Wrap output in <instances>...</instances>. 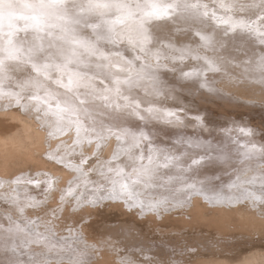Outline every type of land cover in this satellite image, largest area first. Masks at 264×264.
I'll return each instance as SVG.
<instances>
[{
  "label": "rangeland",
  "instance_id": "obj_1",
  "mask_svg": "<svg viewBox=\"0 0 264 264\" xmlns=\"http://www.w3.org/2000/svg\"><path fill=\"white\" fill-rule=\"evenodd\" d=\"M15 1L25 3L27 0ZM155 1L156 0H151V3L150 0H136V2H132V4H129V7L134 8V12H130L128 7L129 15H123L119 12H113L111 15H108V13L106 19L111 22V25L116 24L115 21L117 20L120 21L118 23L120 25L116 29H113L110 25L112 32L108 37L104 36V32L106 30L105 25L101 24L100 21L93 15L84 14L82 16L76 15L75 17L68 15L66 20L56 21L62 27L68 29L64 40L55 39L56 36L62 34L59 29H56L53 31L52 38H46L43 41L45 45H47L49 39H52L54 40L55 48L59 49L67 44L68 40L78 39L84 41L89 50L86 51L85 48L74 45L78 47V50L75 52L79 60L78 64L75 66L79 71L80 76L79 83L76 86L74 85L72 92L62 88L60 83H57L59 80L61 83L66 84L67 82H64L63 74L68 76L70 71H65L64 73L49 71L46 74V77L44 76L45 78L39 77L35 78L31 82H28L29 86L35 87V96L49 99V102H53L55 105L60 104L61 107H65V102H68V104L75 109V114L71 115L67 113V115L71 116V118L76 117V120L80 122H82L80 117L91 119L89 116H94L95 118L100 119V116L106 119H100L106 124L97 132L92 126H90L88 130L96 132L90 135L96 136L95 138L86 140L83 143V145H85L91 141V143L95 145L92 154H89L86 150H83L82 152L78 151L80 154L77 152L74 153L79 157L82 155L90 158L93 163H87L84 165V160H82V163L80 164V168L85 166L82 178L89 183H85L82 186L72 185L71 187V179L65 178L64 173L67 176L70 175V169L67 165H71L74 162L73 159H68L73 154L65 155L66 150H64L63 153L62 149H65L69 145H71L70 147L72 148L73 143L69 145L68 143H65L63 147H60L61 149H57V147H55L54 150L52 149L46 151L48 149V145L46 146L44 143L49 139V137H43V140L41 139V141L44 142V146L39 148V145L35 143L37 135L33 132L34 128L32 129L31 124H29L31 122L30 118L28 119L26 116H23L24 118H27L26 122V119H15L12 116L5 117V120L3 117H0V128H2L0 129V135L2 137L6 134V139L10 136L14 138V134H19V138L16 137V139H14L15 142L18 141V144L16 143L17 145L15 146L17 147L15 148L17 153L13 150L14 153H7L5 156L1 152L0 170L1 165L4 163V156L6 160L9 161L8 163H10L8 164L10 167L7 166L9 169L14 166L26 170L24 172L13 174L12 172L16 169L13 168L11 171L13 174L12 176H0V206L3 201L7 203L5 213L0 214V264H12V258L9 256L10 254L7 253V251H10V253L13 254L11 252L12 244H10L8 240H11L13 243H15V241L20 242L19 244L15 243V250H19H16V252L18 251V256L15 254L14 256H17L18 258L22 257V255L28 251L26 250L27 244L29 245V250H33L35 248V244H38L35 242L43 241L41 242L43 246L39 243L40 248H43L46 243L44 241H51L46 234L55 235V231L52 232L53 228H49L52 226H47L52 225L53 222L51 221L53 220L57 221L59 225H56L59 229H61V231L64 228L63 232H65V234H62L61 231L58 230L60 235L71 237V232H73V234H76V236H72L75 241L76 238H78L77 234L80 232L77 230L78 233H76L75 229H80L83 224L90 223H94L96 231L94 232L91 230L89 235H93V232L95 235L99 233V236H105L106 240L109 239V233L107 231L116 227V229H119V233H127V235L131 237L134 236L139 240L140 244L143 245L144 238L150 235L144 228L146 226L153 227L155 223L160 224L162 229L166 230L163 234L157 233L158 238H161L163 242L166 241H164L163 237L171 238L167 239L166 242H168V240L174 241L180 237L179 242H176L178 246L176 249L179 248L180 252H175V247L164 246L163 244H156V246H151L150 248L138 247L136 250V257L138 259L144 256V252H155L157 247L164 250V253L162 254L161 251L160 254H150L147 257H143L145 260H142L141 263L136 264H243L248 262L247 257H252L256 264H264V227H259L257 225H240L235 222L227 221L228 230H225L221 234H219V231L213 227L214 225H210L207 222H198L194 226L188 225L184 228L180 227L182 222H191V216L195 213L200 211L219 212V210L223 208L222 203L214 202L211 204L210 201L208 202V200L205 199L204 195H202L200 199L196 198L194 196L196 192H205L204 194L207 197H212L213 195H224L227 200L237 197L242 200V206H252L254 202H257V207H255L256 209L253 207H251V209L255 212L260 211L262 213V216L257 215L256 217L264 218V198H262L264 197V149L263 147H260V144L261 146H264V100H255L254 103L251 102L245 105L241 103L237 107L226 106L227 109H233L237 113L235 115L228 113L224 114V110H222L223 108L220 107V110L218 107L219 101L222 100L221 98L228 96L226 91H222V87L224 86H222L221 89H217L221 81L216 82L210 75H208L209 72L211 73L209 65L203 64L201 61H194V58L199 57V54L189 52L192 45L203 47L202 42L204 41L201 40V33H197V30H195L196 33H191V30L194 27L197 28L201 26L204 30H210L211 27L226 30L233 24L239 29H241L239 25H243V30H248L249 25L246 21V15L241 13V11L245 12V10L238 9L227 2H220L217 0H170L167 5H175V8L169 9L170 15L166 18L182 23L177 31L170 32L169 34H166L161 30H136L134 32H129L130 30L125 28V25H123L124 23L122 22H126L128 18L143 15L142 12L144 10L148 11L149 6L152 5V3H155ZM185 5H195V8L185 7ZM14 7L15 6H12L10 9ZM160 8L162 9V7ZM205 13L206 15L214 16L218 22L204 21L206 24L203 26L199 22L190 23L189 21L183 20V18H191L195 14L200 15ZM221 17L222 19L223 17H226L225 19H228L229 23L223 24L222 21H224V19L222 21L219 20ZM146 19L152 18L146 17ZM76 21L79 22L77 23ZM235 21L237 22L235 23ZM91 25H96L95 30H93ZM23 27L24 25L14 26L16 30ZM12 31L13 29L9 26H0V47L6 46V42L9 39V36L6 34L11 33ZM44 35L45 34L41 33V36ZM161 36L167 37L163 39ZM204 37L209 38L207 35ZM11 39L15 44H17V46L25 47L26 44H23L22 42H31L32 34L31 32L16 31L14 35H11ZM153 40H157L156 43L159 44V47L161 48L164 45L167 46L166 51L168 56L161 51V57L162 59L172 60L178 66V70L180 72V76L178 78L172 76V74H177L176 69L174 71L170 69L171 66L174 65L168 62H162L160 59H151V63L150 59L141 53V50L137 45L127 44L134 41H148L149 43H152L150 41ZM95 43H99L102 48L99 49L96 47L94 45ZM252 44H254V46L258 45V51L262 49L261 53H264V44L260 41H256L254 43L252 42ZM91 51H94L95 55L90 54ZM238 54L241 55V52ZM122 55L127 56L136 62L137 66L143 70L142 72L144 77L138 82L139 84L120 83V91L118 94L113 91L115 85L110 92L95 93V90L90 87V83L87 80L89 76L87 72L96 70V63L99 61H101L108 70H113L120 65L117 63V58ZM246 60L254 63L257 61L256 57H249ZM88 64L89 66H87ZM72 68L73 64H70L68 69L71 70ZM160 73L161 75H159ZM185 73H190L191 75L186 76ZM3 75L4 73L0 70V82L4 83L3 86H0V91L9 92L11 95H14L11 90V86L6 84L3 80ZM134 75H137V73ZM193 76H197L198 81L191 83L190 79ZM113 80L116 81V78H113ZM5 85L10 87H6ZM143 85L154 91H158L159 89L167 90L164 86L172 85L179 89L180 95L174 97L170 101H168L166 97L154 98L151 91L143 94ZM226 89L227 93H230V96L232 97H234L237 93L240 94V92H235L232 88L226 87ZM89 92L95 93L97 96L108 95L110 101H115L121 106L119 109H116L114 105L113 107L105 108L103 107L101 101L87 96L86 93ZM125 97L127 98L126 100L124 99ZM244 97L247 98L246 96ZM8 98L9 96H5L0 93V101H3V104H6L7 106L9 105L7 102ZM130 98L137 99L138 101L131 100ZM79 100H84L83 106L79 104ZM125 104L130 107H124ZM137 105L139 106L138 115L133 114V110ZM16 108L19 107L17 106ZM161 110L165 111L163 112ZM170 113L173 115H169ZM140 117H142V119ZM233 118H235L237 122L234 121ZM13 119L15 122L12 121ZM154 124L157 126L155 127ZM173 124L180 126L178 127V130L170 133L166 126L168 125V127H170ZM231 129L237 130L235 135H238V133L240 134L237 139H232V137L226 133ZM241 129H244L247 134H242L240 131ZM109 131L120 134V139L127 142V145L123 147L124 154L126 155L129 153L134 159L132 164L135 165V167L130 169L129 174L121 171H114L120 175L118 178L124 179L129 176L131 179L134 178L135 181L140 179L138 183L141 185H146L151 180H155L154 182L159 181L161 184L157 187L163 186L164 189L156 188L155 186L150 189L152 192L156 191L157 193L149 192V197L147 198L148 203H142L143 206H152V210L150 212L143 211L141 204H136V206L130 205V202L136 201H128L124 206L117 208L115 207L117 201H108L104 198L107 197V195H105L102 191L107 188V193H111L113 189L108 185L114 184L117 181H114V178L112 177L114 173L109 174L110 172L108 168L104 170V174H108V179L109 176L112 177L110 182L107 180L105 175L101 177L100 174L96 175L95 167L101 162V156L98 154H101V152L103 153V157L105 158L103 162L106 164L113 161L115 157H118L120 152V148H118V141L115 143L117 146L115 145L113 149L109 142L112 138H117L118 135L113 134L109 136ZM1 132L5 134H2ZM141 133H143V135H141ZM26 134L31 138L34 137V135L36 137L31 140L26 137ZM32 134L34 135L31 136ZM23 136L25 137L23 138ZM145 137H147V139H145ZM44 138L47 140H44ZM176 139H180L181 142H184L185 146H178L176 144ZM243 139H248L251 142L246 145L244 144ZM82 140L83 139L79 141ZM228 140H232V145H235V149L238 144H243V146L246 147L244 152H239V155L242 158L234 157L232 153H228L223 147L216 146L217 144L220 146L227 145ZM75 144H78V142ZM134 144L136 146H133ZM210 146H213L219 152L212 160L216 161V164L221 167V170L218 172H209L207 174V178L203 181L205 186L202 187L204 188L202 189L199 187L198 182L193 181V178L188 180L192 174L193 166L189 163V161H187V154L184 151H181L182 155L177 154V149L188 151L190 148H200L201 150L206 149L209 151L210 148L208 147ZM173 149L175 154L170 155ZM53 152H55V155H50ZM59 152L61 155L57 154ZM22 153L28 154L25 155ZM33 156H35V158L39 156V158L48 159L50 162L48 160L46 161H48L49 164L53 163L54 165H50V167L52 166L51 168L48 165L47 168L49 170L47 171L42 170L32 172L29 169H33L35 166H40L38 161L41 160V158H36L39 160H34ZM63 156L67 159L65 163L60 162ZM149 156H152L151 160L148 159ZM166 163L167 166L165 167L164 165ZM225 166L228 169H224ZM198 168L208 169V166H205L204 164ZM249 173L253 177H251L247 182L240 183V185L236 184L242 174L246 176ZM55 174H57V176ZM42 177H44L45 180H43ZM59 178L60 180H58ZM61 178L64 179L62 180ZM74 180L76 179L74 178ZM257 180H260L261 182H258ZM29 181L35 183H32L33 187H38L36 192L31 194L34 196L19 195L18 192L20 188L18 187L17 182H22L23 184L24 182ZM216 181L223 182L224 185H214L213 183ZM49 183L51 184V187H49ZM236 188L241 190L234 191ZM69 190L70 192L72 191L73 195L71 194V198L74 199L75 203L71 208L68 207V210L64 211L61 199L62 197H65ZM192 190L196 192L191 193ZM79 191L81 194L78 198H76L78 195L76 193ZM182 197L184 198L183 200L181 199ZM11 199H17L19 204H24L26 201L30 202V204H33L32 206H34V204L37 205V208L30 206L27 209L26 207H23L20 208L19 211H16L17 208H11ZM152 199L154 201H152ZM50 204H54V210H56L57 216L51 213V208L49 207ZM239 205L240 204H236V207ZM3 207L1 206L0 210ZM137 210H140L142 215H140ZM165 213L171 216V222L166 221L164 215ZM52 214L53 216L51 217ZM75 214L79 215L74 217L73 215ZM20 220L27 221L30 225H34L36 223L35 228H40H37V230L34 231H37L38 233L36 232L37 234L32 237L27 228H15V225H19ZM46 223L47 225H45ZM43 226L49 229L46 230L47 228ZM243 227H245V230ZM72 228L74 229L73 231H71ZM155 228L158 229L157 226H155ZM174 228H177L178 230L173 231ZM39 230L42 232H39ZM18 233L23 235L22 237L25 238H22L21 235L20 238L17 237L19 235ZM80 240H82V238ZM197 240L200 241V244L195 247V245H197L195 241ZM5 241L6 244H4ZM123 242H125V240H123ZM115 244L118 243L115 242ZM39 246L37 245L36 249H38ZM45 248L46 250L50 248L55 249V245L48 246V243L45 244V247L43 248L44 251H42V257L44 256ZM123 248L126 249L127 246H123L121 250L120 248L117 249L120 253L118 254V256L120 255V260L121 258H124L121 256V252H123L125 256L128 255V253H125L128 248L126 250ZM20 250L21 252L19 253ZM76 250L78 251V248H74L73 250L69 248L70 252H68V254L70 257L67 255L68 258L66 256H64V258L73 259L74 256L77 257V255H82L87 258L81 260V262L78 260L76 263L69 260L71 262L66 261L64 264L99 263L97 257H89L86 255L87 253L82 252L79 255V253H75L77 252ZM210 250H212V252ZM38 251L40 252V250L35 251L37 255L34 254V251L33 253L31 252L32 254L30 255V251H28V255L34 259V254L37 258H39L41 255L38 254ZM258 251L261 253V256L259 254L260 257L257 256ZM118 252L115 253V256H117ZM254 253L257 254L254 256ZM45 255L48 254L45 253ZM97 256L100 257L99 254ZM118 256L117 258L114 257L116 258L115 261H118ZM46 257L47 256H44L43 258L45 259ZM246 258L247 260L245 261L244 259ZM258 258L261 259H259L260 262L257 261ZM44 259L40 261H43ZM121 261L118 263L134 264V262L131 263L130 260L123 259Z\"/></svg>",
  "mask_w": 264,
  "mask_h": 264
},
{
  "label": "bare ground",
  "instance_id": "obj_2",
  "mask_svg": "<svg viewBox=\"0 0 264 264\" xmlns=\"http://www.w3.org/2000/svg\"><path fill=\"white\" fill-rule=\"evenodd\" d=\"M169 1L170 0H156L155 3H152V4H155L159 7L164 8L167 6V3ZM185 1H192V0H185ZM208 1H211V0H208ZM217 1L227 2L228 4L235 6L238 9H244L245 12L241 11V13L246 15V21L249 25V29L248 30H241V29L235 27L233 30H228V29L225 30V29H218V28L211 27L210 30H204L201 26H199L197 28L194 27L191 30V33L192 34L196 33L195 30H197L198 31L197 33H201L200 37H204L205 35L209 36V42L207 44H205V41L201 39L202 41H204V42H202L203 47H199L198 45H192L190 47L189 52L193 53V54H199V57H195L194 61H201V63L208 64L209 67L211 66V67H214L216 69L215 71L211 70V73L208 71L209 72L208 75H210L212 77V79L216 82L221 81V83L219 84L217 89H221V87L224 86V87H222L223 88L222 91H226V94L228 95L227 97L221 98L222 100L219 101L218 107H219V109H220V107L223 108L222 110H224V112L223 111L222 112L224 114L228 113L231 115H235L237 112L233 109H227L226 106L237 107L241 103H243L245 105V104H248L251 102L254 103L255 100H264V68L261 67L262 65H264V53H261L262 49L260 51H258V47H257L258 45L254 46V44H252V42L254 43L256 41H260L262 44H264V0H217ZM7 2H10L12 4V6H15V7L12 9H7V12L12 13V15L9 17V16L5 15V10L2 7V3H0V26H9L10 24L12 26H19V25H25V23H29L28 21H24V20L20 19L19 17L22 15H24V16L30 15L32 10H29V9L22 7V5L24 3H20L19 1L7 0ZM27 2H33V0H27L25 3H27ZM121 2L128 5V7H129V4H132V2H136V0H121ZM150 3H151V0H150ZM72 4H77V5H81V6L86 7L87 0H66V7L69 9V14H68L69 16L75 17L76 15L82 16L84 14H89L87 11L81 10V8H72L71 7ZM141 4H143V3H141ZM129 11L134 12V8L129 7ZM146 11L147 10H144L142 12L143 15H141V16L128 18L126 22H122V23H124L123 25H125V28H128V30H130L129 32H134L136 30H143V31L161 30L162 32H164L166 34H169L170 32L177 31L179 29V27L182 25L181 22L172 21L170 19H167L166 17H161L160 19H156V18L146 19V16L144 15V13ZM113 12L114 11L110 10L108 12L109 13L108 15H111ZM123 15H129L128 9L125 10ZM225 18L226 17H223L224 20L229 21L228 19H225ZM223 19H222V17L219 18L220 21H222ZM183 20L189 21L190 23L199 22L203 26L206 24L204 21H210V22L216 21V22H218V20L215 19L214 16L205 15V14H200V15L195 14L191 18H183ZM236 22L237 21H235V23ZM119 25L120 24L116 23V24H112L111 26L113 29H116ZM161 37L163 39H165L167 36H161ZM154 39H155V37H154ZM243 41H245V42H243ZM150 42H152V43H149L148 41H134V42H129L127 44L137 45L140 48L141 53L144 54L145 56H147L150 59L151 63H152L153 59H157V60L160 59V60H162V62H168V63L174 65V66H171L170 69L172 71H174L176 69L177 74L176 75L172 74V76L175 78H178L180 76L178 66L172 60L162 59V57H161V51L163 53H165L166 56H168V53L166 51L167 46L164 45L162 48L159 47V44L156 43L157 40H153ZM94 45L96 47H98L99 49L102 48V46L99 45V43H95ZM61 48L65 49V50H68V49H75V51L78 50L77 46H74L73 44H70V43L65 44ZM243 51H244V53H243ZM239 52H241V55L238 54ZM123 57H124L126 62L124 61ZM249 57L250 58L256 57L257 61H255V63L249 62L248 60H246ZM55 61H56V63H61V60L58 58H56ZM117 63L120 64L118 67H116L113 70H108L105 67V65L101 61H99L98 63H96V68H97L96 70L87 72L89 74L87 80L90 83V87L95 90V93H97V92H110L111 89L114 87V84L112 83V81H115V80H113V78H116V81H120L121 83H123L124 81H128V83L139 84L138 82L141 80V78L144 77L143 72H142L143 70L140 69L137 66V63L134 62L131 58L122 55L121 57L117 58ZM75 65L76 64H73V68L70 70L69 74H71L73 72L79 73V71L77 70ZM175 65H176V67H175ZM87 66H89V64ZM0 70L4 73L3 80L5 81L6 84L11 86V90L14 93V95H11L9 92L0 91L1 94L5 95V96H9V98L7 99V102L9 103L8 106L6 104H3V101H0V117L1 118L3 117V119H4L5 117L12 116L15 119L16 118L17 119H26V122H27V118L28 119L30 118L31 122L29 121L30 122L29 124H31L32 129L34 128V131L33 130L32 131L35 132L37 137L34 134H32L31 136L34 135V137H36L35 143L39 145V148L40 147L42 148L44 146V144L46 146L48 145V147H47L48 149L46 151L52 150V149L54 150L55 147H57V149H61L60 147H63V145L65 143H68V145L73 143L72 148L70 147L71 145H69L65 149H62L63 153H64V150H66L65 155L73 154L68 159H73V161H74L71 165H67V167L70 169V172H69L70 175L67 176L64 173V177L67 179H71L70 180V184H71L70 186L71 187H72V185H75V186L81 185L82 186L85 183H89V182L85 181L84 178H82L83 174H84L83 169L85 168V166H83V168H80V164L82 163L81 162L82 160H84V165H86L87 163L92 164L93 162L88 157H84L82 155H81V157H79L74 153L77 152L78 154H80L79 152L86 150L89 154H92V152L95 148V145H93L92 143H87V144L83 145V143L86 140H91V139L96 137V136H90V135L93 133H96L99 129H102V127L106 124L105 122H103V120H106V119L102 118L100 116H99V118L103 119V120L95 118L94 116H89V118H91V119H85L84 117H80V119L82 120V122H80V121L76 120V117L71 118V116L67 115V113L60 112V110L57 108V106L53 102H49V99H44L41 97H39V99H33L32 97H36L34 94L35 87L29 86L28 82H31L35 78H39V77L45 78L44 77L45 75H41V74L33 71L30 64L23 63V61H20V62L5 61L2 65H0ZM136 73H137V75H134ZM63 75H64L63 76L64 82L65 81L67 82L68 76L65 74H63ZM159 75H161V73ZM79 76L75 77V79L78 80V83H79ZM41 81H43V80H41ZM196 81H198L197 76H193L190 79L191 83L196 82ZM3 85H4V83L0 82V86H3ZM5 86L10 87L7 85H5ZM164 87L167 88V90L159 89L158 91H154V90L150 89L149 87L143 85V91H144L143 94H146L148 91H151L153 93L154 98L166 97L168 101H170L174 97L180 95L178 88H176L172 85H165ZM226 87L232 88L235 92H240V94L237 93L234 97H232V96H230L231 95L230 93H227ZM106 89H108V91H105ZM19 91H21V92H19ZM244 96H246L247 98H245ZM130 99L131 100H137L134 98H130ZM17 106L19 108H16ZM61 108H63V107H61ZM161 111L164 112L165 110H161ZM23 116H26L27 118L26 117L24 118ZM233 119H234V121L237 122V120L235 118H233ZM4 120H3V122H4ZM12 121H14V119ZM90 126L94 127L96 132L88 131ZM154 126L156 127L157 125L154 124ZM179 126L180 125L173 124L170 127H168V125L166 127L170 133H173L175 130H178ZM27 128H29V127H27ZM77 128H79V135L77 134ZM170 128H173V129H170ZM0 129H2V128H0ZM13 129H14V127H13ZM30 129H28V130H30ZM236 132H237V130L231 129L226 133H228L229 136L232 137V139L233 138L237 139L240 136V134L238 133V135H235ZM26 133L31 134L29 132H26ZM2 134H5V133H2ZM20 134H22V133H20ZM113 134H117L118 136H120V134L115 133L113 131L108 132L109 136H111ZM5 135H3L4 137H2L0 135V154H1L0 156H2V153L5 156L7 155V153L12 154L11 152H13V150H14V152L17 153V151L15 150V148H17V147H15V146L18 144L17 143L18 141L15 142L14 139H16V137H18L19 134H17V135L14 134V138L10 136L7 139L5 138ZM23 135H25V134H23ZM24 137L25 136H23V138ZM26 137L28 139H31V140H32V138L34 139V137L31 138L27 134H26ZM43 137H49V139L47 140L46 138H44V140L45 139L47 140L44 143L41 141V139L43 140ZM81 139H83V140L79 141ZM117 141H118V148H120V152L118 154L119 156L115 157V159L113 161L104 164L103 161L105 158L103 157V153L100 151L101 154H98V155L101 156V162L95 167L96 175L100 174V177L105 175L107 177V180H109V182H110L112 177L114 178V181H117L114 184L108 185V186L112 187V189H113L111 191V193H107L108 192L107 188H106V190L104 189L102 191L103 193H105V195H107V197L111 196L113 198L112 199H108L107 197H104V198H106V200H108V201L109 200L117 201V204L115 205V207H117V208L124 206L126 204V202H128V201H136V202H130V205L136 206V204H141L143 211L150 212L152 210L151 209L152 206H150V205L143 206V204H142V203H144V204L148 203L147 198L149 197L148 196L149 192L157 193L156 191L152 192L150 189L154 188V186L156 188H161V189H164V188H163V186L157 187V186H160L161 184L159 181L154 182L155 180H151L146 185H144V184L141 185L138 183L140 181V179L135 181L134 178L131 179L129 176H128V178L125 177L124 179H119L118 177H120V175L115 173L114 171H117V172L121 171V172H125V173L129 174L130 169L135 167V165L132 164L134 162V159L131 157V155L129 153L125 155L123 152V147H125L127 145V142L125 140L112 138L109 141L111 146H112V149L116 145L115 143ZM77 142H78V144H75ZM243 142H244V144L248 145L251 141L248 139H243ZM30 143H32V142H30ZM176 144L180 147L185 146V143L181 142L180 139H176ZM33 145H35V144H33ZM216 146L223 147L225 150H227L228 153H232V155L234 157H237V158H242L239 155V152L241 153V152H244L246 150V147H244L243 144L236 145V149H235V145H232V140H228L227 145L220 146L219 144H217ZM260 147H263V149H264V146H261V144H260ZM69 148H71V149H69ZM208 148H210L209 151L206 149L201 150L200 148H198V149L190 148V150H188V151L177 149L178 150L177 154H181V151H184L187 154L186 159H187V161H189V163H191L192 159H197L200 161L199 165H192L191 164L193 166L192 167L193 171H192V174L190 175V177L188 178V180L193 178L194 179L193 181L198 182V185L201 188L205 186L203 181H204V179L207 178V174L209 172L212 173L214 171L218 172L221 170V167L218 164H216V161L212 160L214 158V156L217 155L219 152L213 146H210ZM22 154H25V153H22ZM27 154H25V155H27ZM37 154H38V152H37ZM57 154L61 155L60 152ZM174 154L175 153H174V149H173L171 151L170 155H174ZM50 155L54 156L55 152L51 153ZM5 156L3 158L4 163L1 165L0 176L10 177L13 174L26 171L25 169H20V168L14 167L12 165H11L12 168L9 169L7 166H9L8 164H10V163H8L9 161L6 160ZM33 157H34V160L36 158H39V156L36 158H35V156H33ZM39 159H36V160H39ZM46 160H48V159L41 158V160L38 161L40 163L39 164L40 166H38V167L35 166V168H33V169L32 168L31 169L28 168V169L31 170L32 172L42 171V170L47 171V170H49L47 168L48 165L50 167V165L53 166L54 164L53 163L49 164L50 161L48 160L49 161L48 162ZM258 160H260V159H258ZM65 161H67V159L63 156V158L61 159L60 162L65 163ZM27 162H29V161H27ZM35 162H33V163H35ZM205 162H207V163H205ZM204 164H205V166H208V169L207 168H198L199 166H202ZM13 168L14 169L16 168V169H15V171L13 170L14 172H12L13 173L12 174L11 171ZM106 168H108V170L110 172L109 174L114 173L112 177L109 176V179H108V174L107 173L104 174L105 173L104 170ZM56 169H57V167H56ZM224 169H228V168H226V166H225ZM50 171H52V170H50ZM245 174H247V173H245ZM55 175L57 176V174H55ZM167 175H169V174H167ZM251 177H253V176L250 173L246 176H244L242 174V176L239 178V180H238V182H236V184L240 185V183H242V182H247ZM74 178L76 180H74ZM42 179L45 180L44 177H42ZM61 179L63 180L64 178H61ZM58 180H60V178ZM257 181L261 182L260 180H257ZM32 183L33 182H31V181L24 182L23 184H22V182H17V185L20 188L19 192H18L19 195H26L27 196V195H31L33 192H36L38 187H33V184L36 183V180H35V183H33V184ZM213 184L217 185V186L218 185H221V186L224 185L223 182H217V181L214 182ZM121 186H126V189H122ZM71 189H73V188H71ZM202 189H204V188H202ZM70 190L67 192L65 197H62V199H61L62 200V207H63L64 211L68 210V207L71 208L73 206V204L75 203L74 199L71 198L72 191L70 192ZM235 190L240 191L241 189L236 188V189H234V191ZM109 192H110V189H109ZM194 192H196V191H194V190L191 191V193H194ZM241 192H243V191H241ZM204 193L205 192H196L194 194V196L196 198L200 199V197L202 195H204L205 199L208 200V202L210 201L211 204L214 202L222 203L223 208L220 209L219 212L218 211H213V212L200 211L198 213H195L193 216H191V218H192L191 222H182L180 224L181 228L187 227L188 225L194 226L198 222H202V223L207 222L210 225H214L213 227L219 231V234H221L225 230L226 231L228 230L227 223H226L227 221L235 222L236 224H240V225H257L259 227H264V218L256 217L257 215L262 216V213L260 211L255 212L251 209V207H253V208L257 207V202H254L252 206H248V205L242 206L243 204L241 203L242 200L240 198L234 197L232 199L227 200V198H225L224 195H213L212 197H207ZM76 194H78L76 197V198H78L80 196L81 192L79 191ZM76 194H75V196H76ZM31 196H34V195H31ZM262 198H264V197H262ZM181 199L183 200L184 198L182 197ZM152 201H154V200L152 199ZM20 203H22V202H20ZM236 204H240V205L236 207ZM10 205H11V208H17L16 211H19L20 208L26 207V209H27L30 206H32L33 204H30V202H27V201L24 204H19L17 199H11ZM1 206L2 207L4 206V207L1 208L0 214H4L6 209H7V203L3 201ZM234 206H235V208H234ZM32 207L37 208V205L34 204V206H32ZM49 207L51 208V213H53V214H55V216H57L56 210H54V204H50ZM263 211H264V209H263ZM137 212L140 215H142V212L140 210H137ZM245 213H247L249 215H247ZM53 214L51 215V217L53 216ZM78 215L79 214H75L73 216L77 217ZM164 215H165L167 222L172 221V218L170 215H168L166 213ZM36 216H38V215H36ZM48 217H46V218H48ZM37 218H39V217H37ZM15 221H17V220H15ZM51 222H53L52 225H47V223L45 225L52 226L49 228H53L52 232L55 231V233H54L55 235L46 234L47 237H49L51 241L50 242L44 241V242H46L45 244L48 243V246L55 245V249L50 248V249L46 250V248H45V253H47L48 255H45V253H44V256H47L44 259L43 258L44 256L42 257V255H43L42 251H44L43 248L45 247V244H44L43 248L42 247L40 248L39 243H40V245H42L41 242H43V241L35 242L38 244H35V248L33 250H29L28 244H27V246L25 245L27 247V249L26 248L25 249L30 251V253L28 251H26V253H25V249H24L25 254L22 255V257L18 258L17 257L18 251L16 252V250H19V249L15 250V248H16L15 245L17 243L19 244L20 242L15 241V243H16L15 244V243L11 242V240L10 241L8 240V242L10 244H12L11 245V252L13 254H11L10 251H7V253L10 254L9 256H11V258H12V264H31V263H33V264H60V263H63L64 264L66 261L71 262L69 260H72L76 263V261H78V260H79V262H81V260L87 258V257L80 255L81 252L87 253L86 255H88L89 257L90 256L97 257L98 262H99L98 264H100V263H102V264H115V263L119 264L118 262L123 260V259L124 260H130L131 263L134 262V264H136V263H141L142 260H145L143 257H145V256L147 257L150 254H153V255L154 254L156 255V253L160 254L161 251L163 254L164 250L160 249V247H157V249H155V252L154 251L144 252V254H143L144 256L140 259H138L136 257V253H137L136 250L138 247L150 248L151 246H156V244H163L164 246H172V247H175L174 248L175 252H180L179 248L176 249L178 247L176 242H179L180 237H178V239H176L174 241L168 240V242H166L167 239H171V238L163 237L164 241L166 240L165 242H163V240L161 238H158L157 233L163 234L166 230H163L162 226L160 224H157V223H155L153 227L146 226L144 228L150 235L144 238L143 245H141L139 240L136 239L134 236L131 237V236L127 235V233H119V229H116V227L113 228L112 230L107 231L109 233V235H108L109 239L108 240H106L105 236H104L105 238L100 237L99 233L96 232L98 235L97 236L94 234V232L96 231V229L94 227V223L83 224L80 227V229L76 228L75 229L76 233H78L79 231L80 232H79V234H77L78 238H76V241H75L72 236L73 235L76 236V234H73V232H71V235H72L71 237L62 236L58 232V230L61 231V229H59V227L57 226V225H59L57 223V221L53 220ZM35 225H36V223L34 225H30L29 223H27V221L20 220L19 225H15V228H17V229L18 228H22V229L27 228L28 232L33 237L38 233L37 231H34V230H37V228H38L37 226H36L37 228H35ZM155 226H157L158 229H156ZM43 227H45V226H43ZM45 228H47V227H45ZM49 228H47L46 230H48ZM244 228L245 227H243V229ZM246 228H247V226H246ZM63 229H62L61 233L65 234V232H63L64 231ZM73 230L74 229L72 228L71 231H73ZM77 230H78V232H77ZM91 230L94 231L93 235H89ZM176 230H178V229L177 228L173 229V231H176ZM42 231H43V229H42ZM42 231L39 230V232H42ZM44 231H45V229H44ZM123 232H124V230H123ZM240 232H242V231H240ZM20 235L21 234H19L17 237L20 238ZM40 235H42V234H40ZM22 236L23 235H21V237ZM43 236H45V235H43ZM171 237H173V236H171ZM22 238H25V237H22ZM81 238H82V240H80ZM40 239H42V238H40ZM121 239L125 240V242H123V240H121ZM115 242H117L118 244H115ZM195 243H197V245H195V247L199 246L200 241L197 240V241H195ZM4 244H6V241L4 242ZM74 244H75V246H74ZM37 245L39 246L40 249L39 248L36 249ZM123 246H127L128 249L126 248L127 249L126 250L125 248H123L126 250V251L125 250H123V251H125V253H128V255L125 256L124 253L121 252V256L124 258H121V260H120V257H119L120 255L118 256V254H120V253L118 252L117 249L120 248V250H121V248ZM195 247H191V248H195ZM30 248H32V247H30ZM61 248H62V250H61ZM69 248L71 250H73L74 248L75 249L78 248L79 252L76 250L77 252H75V253L76 254L79 253L80 256L77 255V257L74 256L73 259H67L68 257H70V255L68 254V252H70ZM37 250H40V252H41V254H40V252L38 251V254L41 255L39 258H37V256H35V255H37L35 252ZM33 251L35 252L34 253L35 255L33 254V256L36 258V260H35V258L33 259L32 257H30L28 255V253L31 255L33 253ZM210 251L212 252V250H210ZM259 251H261V250H259ZM259 251H258V254L254 253V256L257 254V256L260 257L261 253H259ZM20 252H21V250L19 251V253ZM72 252H74V251H72ZM116 252H118L117 253V256L119 257L118 261H115V259L117 258V256H115ZM184 253H186V252H184ZM14 254L17 256H14ZM98 254L100 255V257L97 256ZM259 254H260V256H259ZM67 255H68V257H67ZM72 255H73V253H72ZM64 256H66L67 258H64ZM114 257H116V258H114ZM262 257H263V255H262ZM41 258L44 259L45 261L44 260L40 261V260H42ZM247 258H248V262L243 263V264H252L253 262H255V260L253 261L252 257H247ZM247 258L244 260L246 261ZM259 259L260 258H258L257 261H259ZM121 262H123V261H121ZM66 264H68V263H66ZM254 264H256V262Z\"/></svg>",
  "mask_w": 264,
  "mask_h": 264
},
{
  "label": "snow or ice",
  "instance_id": "obj_3",
  "mask_svg": "<svg viewBox=\"0 0 264 264\" xmlns=\"http://www.w3.org/2000/svg\"><path fill=\"white\" fill-rule=\"evenodd\" d=\"M0 3H2V7L5 10V15L10 17L12 13L7 12V9H10L12 7V4L10 2H7V0H0ZM22 7L32 10L30 15H22L19 17L20 19L28 21L29 23H25L24 27L18 30H16L11 24L9 25V27L12 28L13 31L11 33L6 34L9 36V39L6 42V46L0 47V65H2L5 61H23V63L30 64L33 71L41 75H45V77L49 71L57 73H64L65 71H70L68 69V66L70 64H78L79 60L75 49H56L54 40L52 39H49L47 45H45V43L43 42L46 38H52L53 31L56 29H59L62 34L56 36L55 39L64 40L68 29L62 27L56 21L67 19L68 9L66 7V0H33V2L24 3ZM71 7L81 8V10L87 11L89 14L93 15L96 19H98L101 24L105 25V37L110 36L112 32V28L110 26L111 22L106 19L108 12L111 10L123 14L125 10L128 9V5L122 3L121 0H87L86 7L77 4H72ZM185 7L195 8V5H185ZM170 8L174 9L175 5H167L166 7L161 9L159 6L152 4L149 6V10L146 11L144 15L148 18L156 19H160L161 17H168L170 15ZM76 22L78 23L79 21ZM115 22L119 23L120 21L117 20ZM222 23L228 24L229 21L224 20L222 21ZM91 27L93 28V30H95L96 25H91ZM235 27L236 25H232L228 30H233ZM239 27L241 28V30H243V25H239ZM16 31L31 32V42H22L23 44H26L25 47L17 46V44H15L11 39V35H14ZM41 33L45 35L41 36ZM201 39L205 41V44L209 42L208 37H201ZM67 43L85 48L86 51L89 50L85 42L78 39H72L70 41H67ZM90 54L95 55V52L91 51ZM56 58H59L61 60V63H56ZM261 67L264 68V65H262ZM209 70L215 71L216 69L210 66ZM79 75L80 74L78 72H73L68 75L66 84L61 83L59 80L57 81V83H60V86L62 88H65L69 92H72L74 85H78V80H76L75 77H78ZM185 75L190 76L191 74L185 73ZM112 83L115 85L113 91L118 94L120 91L119 84L121 82L112 81ZM123 83H128V81H124ZM105 91H108V89H106ZM86 95L101 101L103 107L105 108L113 107L114 105L116 109H119L121 106L115 101H110L108 95L97 96L95 95V93L91 92L86 93ZM32 98L39 99V97ZM124 99L126 100L127 98L125 97ZM65 103L66 106L63 108H61L60 104H57L56 106L60 110V112L74 115L75 109L70 104H68V102ZM79 104L83 106L84 100H79ZM124 107L127 108L130 106L125 104ZM138 112L139 106L137 105L133 110V114L138 115ZM169 115L173 114L170 113ZM140 118L142 119V117ZM240 131L242 134H247L244 129H241ZM77 134L79 135V128H77ZM141 135H143V133H141ZM117 139H120V137L117 136ZM145 139H147V137H145ZM89 143H91V141H89ZM133 146L136 145L134 144ZM148 159L151 160L152 156H149ZM191 164L199 165L200 161L197 159H192ZM164 166L166 167L167 163ZM49 187H51L50 183ZM121 187L122 189H126V186ZM107 198L112 199L113 197L108 196Z\"/></svg>",
  "mask_w": 264,
  "mask_h": 264
}]
</instances>
